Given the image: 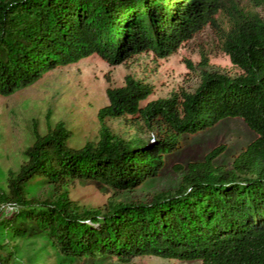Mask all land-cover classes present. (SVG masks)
<instances>
[{"label":"trees","instance_id":"16d2710c","mask_svg":"<svg viewBox=\"0 0 264 264\" xmlns=\"http://www.w3.org/2000/svg\"><path fill=\"white\" fill-rule=\"evenodd\" d=\"M253 2L264 7V0ZM206 25L240 74L203 73L194 91L145 104L151 86L127 74L123 85L106 89L108 103L97 111L98 137L80 148L67 146L72 132L62 121L44 134L34 126L26 161L0 192L5 231L20 236L27 232L23 224L33 223L70 258L264 264V15L236 0H0V96L93 54L110 64L142 52L169 55ZM128 117L156 136L127 139L107 123ZM225 117L241 118L256 134L229 169L213 163L225 148L219 145L187 164L176 189L145 201L84 209L65 193L53 200L27 196L26 185L37 178L55 185L68 177L93 179L133 189L158 175L164 154L178 147L182 134ZM2 202L14 211L1 216ZM14 256L0 244L1 264H14Z\"/></svg>","mask_w":264,"mask_h":264},{"label":"rangeland","instance_id":"374dc122","mask_svg":"<svg viewBox=\"0 0 264 264\" xmlns=\"http://www.w3.org/2000/svg\"><path fill=\"white\" fill-rule=\"evenodd\" d=\"M236 2L245 10L264 15V7H256L253 0ZM217 17L224 26L225 18ZM203 73L229 77L240 74L221 49L218 34L210 25L169 55L158 57L152 52H142L110 64L93 54L76 63L47 70L33 84L11 95L0 96V192L7 191V179L26 161L25 151L34 140V126L39 134H44L62 121L72 132L67 146L80 148L98 137L97 111L108 103L106 89L123 85L127 74L151 86V94L141 102L145 104L167 98L173 92L194 91ZM107 123L115 133L127 139L146 140L157 134L156 130H149L142 122L129 117L108 119ZM255 136L241 118L225 117L196 132L182 134L178 147L164 154V165L158 175L133 189L118 190L93 179L68 177L55 185L37 178L26 185L27 196L53 200L65 193L84 209H103L109 202L145 201L155 193L176 189L187 164L203 160L206 153L219 145L225 148L214 159V165L231 168L234 157ZM175 165L183 169L176 171ZM13 211L4 206L1 216ZM23 227L27 230L25 234L13 236L0 225V244L4 245V251L14 250V264H201L199 260L156 256H137L128 261L113 255L100 259L65 257L33 223H24Z\"/></svg>","mask_w":264,"mask_h":264},{"label":"built area","instance_id":"2783aa9c","mask_svg":"<svg viewBox=\"0 0 264 264\" xmlns=\"http://www.w3.org/2000/svg\"><path fill=\"white\" fill-rule=\"evenodd\" d=\"M4 206H7V207H9V208H11V209H15V206H13V205H9V204H7L6 202H3V203H1L2 210H3Z\"/></svg>","mask_w":264,"mask_h":264},{"label":"water","instance_id":"95a60500","mask_svg":"<svg viewBox=\"0 0 264 264\" xmlns=\"http://www.w3.org/2000/svg\"><path fill=\"white\" fill-rule=\"evenodd\" d=\"M145 142H148L147 140ZM1 264V263H0Z\"/></svg>","mask_w":264,"mask_h":264}]
</instances>
